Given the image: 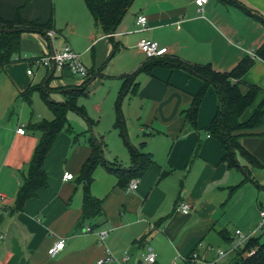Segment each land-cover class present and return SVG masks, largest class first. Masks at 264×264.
I'll list each match as a JSON object with an SVG mask.
<instances>
[{"label":"crops","instance_id":"0c3cea01","mask_svg":"<svg viewBox=\"0 0 264 264\" xmlns=\"http://www.w3.org/2000/svg\"><path fill=\"white\" fill-rule=\"evenodd\" d=\"M17 15L47 27L23 32L18 53L0 64V194L6 197L0 264H95L106 252L129 260L105 264H148L150 252L153 264H191L192 252L214 262L218 250L227 253L219 264H233L236 231L252 236L264 211V126L239 138L261 166L237 154L244 170L227 168L225 151L209 133L217 91L179 64L226 73L253 58L264 43V0H208L202 8L194 0H133L110 34L84 0H0V18ZM138 16L147 19L143 31ZM141 39L167 47V63L149 62L138 48ZM65 46L80 56L88 78L67 69L50 77L51 67L26 60ZM46 80V95L56 103L65 102L70 90H83L75 99L83 115L67 112L69 131L57 135L44 160L46 185L17 210L16 196L40 140L31 125L53 119L41 96ZM242 80L260 90L241 116L247 121L264 101V61L254 58ZM200 94L192 123L187 115ZM21 127L23 135L17 133ZM93 143L101 160L86 185L82 168ZM132 152L150 155L151 162L130 179L138 185L128 192L130 181L124 185L115 171L134 166ZM65 173L73 179L64 182ZM86 193L100 201V211L89 217L83 212ZM183 202L190 206L186 215L178 210ZM100 232L107 233L103 242ZM59 240L64 248L51 258L48 250Z\"/></svg>","mask_w":264,"mask_h":264},{"label":"trees","instance_id":"16d2710c","mask_svg":"<svg viewBox=\"0 0 264 264\" xmlns=\"http://www.w3.org/2000/svg\"><path fill=\"white\" fill-rule=\"evenodd\" d=\"M86 7L93 19L102 27L106 34L115 31L117 25L126 13L133 0H84ZM264 25V19L260 18ZM47 26L38 22H27L19 15L14 20L0 18V64L7 63L18 53L20 36L23 32H42ZM47 33V32H46ZM254 57L243 58L230 72L222 73L213 70L209 65L188 66L179 64L188 71L202 78L206 83L215 87L219 108L214 117L209 133L217 139L223 150V162L227 168H242L236 159V155H241L246 163L253 167L261 166L240 143V134L251 131L257 127L264 126V101L254 110L252 116L247 121H241L244 111L249 108L256 96L259 88L244 84L242 78L253 66L254 58L264 61V43L254 52ZM165 58L148 60L152 64H166ZM168 65H171L169 63ZM41 96L46 106L53 115L51 121L42 120L32 124L33 130L40 134V140L34 150L27 170L23 176L22 184L16 196V209L20 210L25 202L36 196L38 190L46 185V176L43 171L44 160L52 147L57 135L65 128L69 131V124L66 114L69 110H74L83 115L80 108L75 104V99L83 90L73 89L67 92V99L63 103H56L49 100L46 95L48 88L40 87ZM30 91L23 93L26 96ZM201 99V94L194 100L191 110L188 112L189 120L194 123L197 107ZM144 143L140 149L144 148ZM135 161L134 166L128 169H117L120 181L125 185L132 178H139L144 173L147 165L151 162V156H142L132 152ZM101 160L100 148L92 144V156L82 168V178L86 185L91 181L92 171L95 165ZM245 173V172H244ZM246 174V173H245ZM245 179H248L246 174ZM128 184H126L127 186ZM100 211V201L91 197L88 193L84 196L83 212L85 217L92 216ZM223 237L227 239L224 233ZM254 250L249 257H244L246 252ZM235 264H264V242L260 237L251 236L245 245L240 248L235 256Z\"/></svg>","mask_w":264,"mask_h":264},{"label":"built area","instance_id":"2783aa9c","mask_svg":"<svg viewBox=\"0 0 264 264\" xmlns=\"http://www.w3.org/2000/svg\"><path fill=\"white\" fill-rule=\"evenodd\" d=\"M197 7L202 8L208 0H194ZM136 24L139 27L140 31H143L146 29L147 19L144 16H138L136 19ZM53 32L49 31L46 33V36L48 38L53 37ZM139 50L145 55L147 60H153L158 58H163L168 55L169 50L167 47H161L157 42L148 40V39H141L138 43ZM19 58H16L18 60ZM26 60L31 65H36L39 67L44 68H50L52 65L55 66V69L57 70H63L67 69L72 74L80 76L82 78H88L89 72L80 60V56L74 52L69 46H65L60 52L53 53L48 56L39 55V56H32L30 58H26ZM17 133L20 135H23L25 133V130L21 127L17 130ZM64 182L71 181L73 179V175L70 173H65L62 177ZM138 185V179H133L129 182L126 191L132 192L137 188ZM6 203V197L3 194H0V205H4ZM178 210L186 215L190 212V206L187 203H180L178 205ZM259 229H264V211L260 212V223H259ZM86 232H91L90 228H86ZM106 232H100L98 233L99 241L103 242ZM236 235L239 236V243L235 244L232 242L231 244V250L230 253L237 254L238 250L242 248L245 243L248 241V239L251 237H243L241 236L239 231H236ZM4 235L2 230L0 229V242L3 240ZM64 248V241L59 240L56 242L49 250L48 255L51 258H55ZM254 253V250H251L249 252H246L244 254V257H249ZM227 256V253L218 250L217 251V260L214 262H206L203 260V258L200 256L199 253L196 251L192 252L188 258V261L191 264H219V261H221L223 258ZM129 260V256L127 254L122 255L120 258L114 257L109 252H106L105 255L96 261L95 264H105V263H111L114 261H118L119 263H124ZM144 261L148 264L155 263V256L153 253H149L144 257Z\"/></svg>","mask_w":264,"mask_h":264},{"label":"rangeland","instance_id":"374dc122","mask_svg":"<svg viewBox=\"0 0 264 264\" xmlns=\"http://www.w3.org/2000/svg\"><path fill=\"white\" fill-rule=\"evenodd\" d=\"M264 181V180H262ZM259 223H260V220L259 222L257 223V225L255 226V230L254 232H252V236H257V237H260L262 239V241H264V229H259ZM248 236V235H247ZM251 236V235H250ZM244 237V236H243ZM224 251V250H222ZM225 252V251H224Z\"/></svg>","mask_w":264,"mask_h":264},{"label":"water","instance_id":"95a60500","mask_svg":"<svg viewBox=\"0 0 264 264\" xmlns=\"http://www.w3.org/2000/svg\"><path fill=\"white\" fill-rule=\"evenodd\" d=\"M54 72H55V66L52 65V66H51L50 77L53 76ZM47 81H48V80H46V81L44 82V84H43V87H44L45 89H46ZM233 264H235V262H234Z\"/></svg>","mask_w":264,"mask_h":264}]
</instances>
